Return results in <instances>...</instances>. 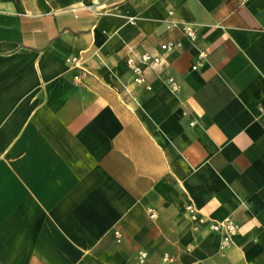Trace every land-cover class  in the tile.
I'll use <instances>...</instances> for the list:
<instances>
[{"label":"crops","instance_id":"crops-1","mask_svg":"<svg viewBox=\"0 0 264 264\" xmlns=\"http://www.w3.org/2000/svg\"><path fill=\"white\" fill-rule=\"evenodd\" d=\"M182 24L204 65L185 42L134 85L129 52L158 54ZM188 205L232 217L233 244L195 232ZM140 251L264 264V0H0V264Z\"/></svg>","mask_w":264,"mask_h":264},{"label":"built area","instance_id":"built-area-1","mask_svg":"<svg viewBox=\"0 0 264 264\" xmlns=\"http://www.w3.org/2000/svg\"><path fill=\"white\" fill-rule=\"evenodd\" d=\"M131 23H133V19H131ZM177 26L178 25H176V27ZM181 30L183 38L177 41L170 40L161 43L160 52L158 54L147 52L138 53L135 50L129 52L126 63L132 74V83L134 85H145L147 83L148 73L162 67L168 56L183 52L185 50V42L189 43L195 52L192 68L197 70L204 65L208 58V53L200 46L199 30L192 24H182ZM67 62L72 69H80L85 72L82 68V57H71ZM80 79L81 76L79 75L75 77V81H80ZM164 80L172 92L177 93L180 91V86L174 77L168 75ZM120 86L123 88L126 87L123 82H120ZM191 125L193 126L194 123ZM186 212L195 232H199L201 229L208 227L211 232L220 234L222 236V248L230 247L233 244L234 238L239 233V225L232 217H228L222 222L209 221L194 205H188L186 207ZM150 218H156L153 211H151ZM115 235L118 238L121 236L119 232H116ZM148 261L149 254L145 251H140L137 255V264H148ZM160 264H180V262L176 256L165 253L161 257Z\"/></svg>","mask_w":264,"mask_h":264}]
</instances>
